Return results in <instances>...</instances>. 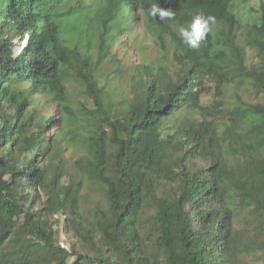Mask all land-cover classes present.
<instances>
[{"label": "trees", "instance_id": "obj_1", "mask_svg": "<svg viewBox=\"0 0 264 264\" xmlns=\"http://www.w3.org/2000/svg\"><path fill=\"white\" fill-rule=\"evenodd\" d=\"M236 1L0 0V264H264V2L243 24ZM197 13L216 23L191 49ZM54 104L85 131L78 158Z\"/></svg>", "mask_w": 264, "mask_h": 264}, {"label": "rangeland", "instance_id": "obj_2", "mask_svg": "<svg viewBox=\"0 0 264 264\" xmlns=\"http://www.w3.org/2000/svg\"><path fill=\"white\" fill-rule=\"evenodd\" d=\"M264 2V0H237L234 8H233V12L237 15V17L241 20V22L243 24H257L259 23V17H260V7L261 4ZM140 23L143 24L144 21L143 19L140 20ZM141 33L139 34H134V38L135 41H133L134 45L140 46L143 45L146 47V49L143 51V56L146 57L147 59L150 60L151 62H155L156 58L159 56V52L157 50H151V46H153V41L152 38L150 37L149 34L145 33L144 37H140L141 35L144 34V30L143 27L140 28ZM16 42H18L19 40L16 39ZM26 41V40H25ZM25 47V45H24ZM23 47V49H24ZM21 48H15V55H18L19 52L21 51ZM114 52L118 53L120 56V59H124V62L126 64H131L132 62L135 63H139L142 61V58H140V56L142 55L139 51L137 50H133V53L131 56H127L125 53V50L123 49V47L118 46L117 48L114 49ZM112 66H108L107 67V71H109L107 74H110L111 76L115 77L117 76L115 73H111ZM124 81H121L119 78H115L114 83H109L107 86V91L108 92H114V90L117 91V93H125L128 88H129V80L128 78H123ZM70 89V98L67 102V106L71 109H73L74 111L78 112L79 114H81V118H86V116H88V112L87 110L93 109L92 106V102L91 99L89 98V96L86 93V90L81 88V87H77L75 86L73 83L69 84ZM230 95L232 96V92H230ZM231 99V98H228ZM232 100H234L232 98ZM88 108V109H87ZM53 110L55 112V114L57 115V117L59 119V121H63V124H65L66 126L64 127V133L69 134L68 132V128L70 127V130H75L78 131L79 134L84 133L85 131H83V127L80 126L79 124L76 123H70L68 121L63 120L61 112L58 109L57 104L53 105ZM43 115H46V111L45 110H41ZM65 121V123H64ZM87 123V122H86ZM55 132V130H54ZM53 132V133H54ZM70 138L68 137L66 139V141L64 142V144H68V141H70L69 139H71V144L69 146V148L66 151V157L67 158H71L73 156H76V158L79 157V153L83 154L84 152V146L80 143L79 145L75 142L72 141L73 137L72 135H70ZM70 143V142H69ZM14 190L15 192L18 191V185L17 183H14ZM61 231H60V237H59V241L62 247L65 248H69V243L66 239L65 233L63 231L64 226H60ZM262 260H259L256 258V256H246L245 257V263L246 264H262L261 262Z\"/></svg>", "mask_w": 264, "mask_h": 264}, {"label": "clouds", "instance_id": "obj_3", "mask_svg": "<svg viewBox=\"0 0 264 264\" xmlns=\"http://www.w3.org/2000/svg\"><path fill=\"white\" fill-rule=\"evenodd\" d=\"M148 15L153 18L159 16V20L161 21L175 19V12L173 9L162 8L156 4L148 9ZM215 23L216 18L214 16H205L203 13H197L187 27L180 26L178 31L184 44L191 49H197L200 47L201 42L207 39L209 33L212 31V25Z\"/></svg>", "mask_w": 264, "mask_h": 264}]
</instances>
